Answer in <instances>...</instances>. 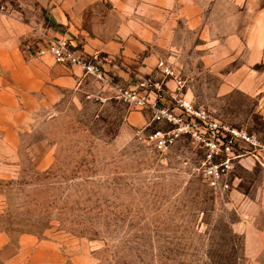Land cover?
<instances>
[{"label": "rangeland", "instance_id": "1", "mask_svg": "<svg viewBox=\"0 0 264 264\" xmlns=\"http://www.w3.org/2000/svg\"><path fill=\"white\" fill-rule=\"evenodd\" d=\"M133 2L131 16L160 52L158 61L184 81L187 99L220 125L261 142L264 0ZM30 3L0 0V250L5 259L245 264L251 255L244 229L234 232V224L254 210L230 193L262 180L263 152L240 144L241 158H216L231 163L224 176L229 189L221 196L202 171V146L184 136L157 152L147 138L156 127L152 111L130 107L93 78L56 93L23 92L17 81L36 65L9 56L30 49L39 60L37 51L52 39ZM248 158L257 161L252 168Z\"/></svg>", "mask_w": 264, "mask_h": 264}, {"label": "crops", "instance_id": "2", "mask_svg": "<svg viewBox=\"0 0 264 264\" xmlns=\"http://www.w3.org/2000/svg\"><path fill=\"white\" fill-rule=\"evenodd\" d=\"M30 4L37 10L48 37L69 38L74 47L101 65L114 82L135 86L149 75L158 76L156 64L161 55L150 46L148 33L143 32L141 24L131 16L135 12L133 0H31ZM43 44L37 41V45ZM32 54L27 49L22 54L13 51L9 56L23 57L26 63L36 65L17 81L19 87H16L23 92L52 90L56 93L65 87H75L86 78L78 66L56 65L49 55L37 60ZM8 71L11 75L14 72ZM166 86L173 90V81H166ZM248 159L250 168L255 166L257 161ZM258 162L262 166V180L245 190L237 186L230 193L231 198H238L245 207L254 210L252 215L245 214L234 224V232L244 229L241 234L245 251L251 255L245 264H264V154ZM0 264L21 263L5 259L0 250Z\"/></svg>", "mask_w": 264, "mask_h": 264}, {"label": "built area", "instance_id": "3", "mask_svg": "<svg viewBox=\"0 0 264 264\" xmlns=\"http://www.w3.org/2000/svg\"><path fill=\"white\" fill-rule=\"evenodd\" d=\"M44 55H49L57 65L80 67L85 76L93 78L104 88H110L117 99L130 107L150 109L151 122L156 127L149 132L147 138L157 152L168 151L184 136L202 146L206 152L202 171L209 184L221 196L229 189L224 176L230 170L231 163L229 159L216 161L218 156L225 154L241 158L237 150L240 144L249 145L264 154V139L260 142L243 130L222 126L202 107L194 106L186 97L184 81L162 60L156 64L158 77L149 76L138 81L135 86H130L110 79L101 65L74 47L67 37L48 40L36 53L37 57ZM168 80L173 81V90L167 88ZM251 156L258 159L255 154Z\"/></svg>", "mask_w": 264, "mask_h": 264}]
</instances>
